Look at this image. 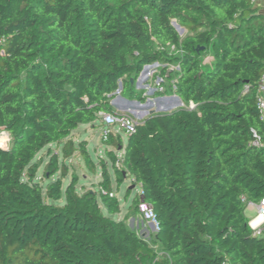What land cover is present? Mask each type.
<instances>
[{"label":"trees","instance_id":"obj_1","mask_svg":"<svg viewBox=\"0 0 264 264\" xmlns=\"http://www.w3.org/2000/svg\"><path fill=\"white\" fill-rule=\"evenodd\" d=\"M155 63L180 68L163 69L162 85L187 107L106 144L121 153L110 152L116 182L140 187L132 207L145 202L159 219L161 255L128 217H111L121 208L107 165L98 191H79L75 177L64 187L77 153L96 172L74 132L116 114L120 83L144 103L136 83ZM263 75L254 0H0V133L11 138L0 147V264H264V234L244 211L264 199ZM46 149L39 180L34 161Z\"/></svg>","mask_w":264,"mask_h":264},{"label":"rangeland","instance_id":"obj_2","mask_svg":"<svg viewBox=\"0 0 264 264\" xmlns=\"http://www.w3.org/2000/svg\"><path fill=\"white\" fill-rule=\"evenodd\" d=\"M257 7H262L264 9V2L258 1L256 3ZM174 26L176 27V22L174 21ZM177 29V28H176ZM181 38L183 39L188 35L187 31H184V33H180ZM171 53H176L174 49H170ZM156 64V63H155ZM154 65V64H153ZM160 68H152L150 70L151 74L155 71V74L152 76V81L153 85L155 87H152L153 89H157L155 84H157L160 79L157 81V77H162L161 73L162 70L167 68L168 66L165 64H159ZM215 66V60L213 54H210L206 58L203 59V64L202 68L205 71H211ZM178 66H170L168 67L170 71H178L177 70ZM137 87V86H136ZM142 93L149 92V90L144 91V90H139ZM123 84H119V91L117 94L116 98V105L123 106V105H128L130 102H133L134 107L138 106H145L147 107L148 104L147 101L146 103H143L140 101V99L132 100L128 99V97L123 95ZM145 98V95L142 96V99ZM179 98V97H178ZM156 100H159V102H152V104L149 106L150 109H148V113H151L153 111H156L157 114H165L166 110L169 108L174 110H177L181 107H187V104H181L178 102L176 98H170V99H165L161 100L159 98H156ZM181 101V100H180ZM168 113V112H167ZM121 114H126L125 112H122ZM130 115V114H128ZM133 116L135 119L136 117ZM102 127H100V123L97 122L95 125H82L76 130L73 134L72 139L75 141L77 145L80 143L84 142L86 143V150L89 152L90 157L93 159L94 166L96 169V172H94L90 165L86 163L84 158L81 156L80 153L75 154L74 157L70 158L67 160V165L69 166V173L68 177L64 180V187H67L68 184L71 182V180L75 177L77 179L78 185L77 189L79 191H82L83 188L86 189V191L92 190V191H98L99 187L98 185L102 182V176L100 174V170L102 168L101 165L105 164L107 165L109 172L111 174L112 178V188L111 192L115 194V196L118 198L120 201V208L121 211L118 214L112 215L111 217L115 220H123L124 218L128 217L127 219V225L129 226L130 229H136V231L139 233L141 236H145V238L149 241L150 245L156 249L157 251H160V248L158 245H155L153 242V239L156 235L154 232L153 228L146 222L143 221L141 216L135 211L133 205V200L134 198L140 193V187H136L132 190L131 187L133 186L131 183V180H126L123 184H118L115 179L114 172L112 170V161L110 157V152H112L114 155L120 157L121 153L119 149H114L111 145L106 144V142H103L102 140ZM114 136L117 138L122 137L123 141L126 143L128 136L123 133V132H117V129L114 130ZM10 134L6 132L0 133V147L1 148H8L10 144ZM50 150L53 152H58L61 153V149H57L56 145H52L50 147ZM49 153L48 150L42 151L38 156L36 157L34 164L38 168V179L40 180L43 176V172L45 170L46 165L49 162ZM59 173L58 175H60ZM55 179V178H53ZM46 184V182H43ZM129 195V196H128ZM63 204V202H62ZM104 207V206H103ZM104 211L105 207H104ZM246 215H250V209L246 207L244 209ZM251 216L254 218L257 216L256 214H251ZM161 255V251H160Z\"/></svg>","mask_w":264,"mask_h":264},{"label":"built area","instance_id":"obj_3","mask_svg":"<svg viewBox=\"0 0 264 264\" xmlns=\"http://www.w3.org/2000/svg\"><path fill=\"white\" fill-rule=\"evenodd\" d=\"M255 3L258 2V0H254ZM179 32V31H178ZM180 33V32H179ZM160 63H156L154 65H147L145 66L143 72L140 74L137 80V86L143 87L147 90H150L152 87H149V81H152V76L155 74V71L151 74L150 70L152 68H160L159 66ZM147 70V73L144 74ZM177 70L180 71V68L177 67ZM157 77L160 79V81L156 84V88L154 89L155 91H158L160 93H163L166 91L165 86L163 87L162 83L164 80L161 77ZM172 85L174 87V90L177 89L178 81L174 80L172 81ZM155 87V86H154ZM250 87L246 86L245 92H249ZM147 93V92H146ZM145 94V93H144ZM174 98L177 97V95L173 96ZM256 104L258 111L260 113L261 120L264 121V75L262 76L258 88H257V93H256ZM195 105L193 103L190 104V109H195ZM102 140L103 142H107L110 138L111 135L114 134V130L117 129V132H123L127 136H131L136 132L137 126L141 123V121H138L135 119L133 116L128 115V114H102ZM253 137L255 139V144L256 145H261V137L258 135V133L254 130H252ZM140 194H142L140 192ZM114 194H111V197H113ZM247 207L250 210H255L257 212V217L261 218L263 220V223L257 227H252V230L254 231V234L261 237L264 234V199H262L261 202L255 204V203H247ZM138 213L143 219L144 222L148 223L154 230L155 233L160 231V222L155 214L154 210L152 207L145 203V202H140L138 206Z\"/></svg>","mask_w":264,"mask_h":264},{"label":"crops","instance_id":"obj_4","mask_svg":"<svg viewBox=\"0 0 264 264\" xmlns=\"http://www.w3.org/2000/svg\"><path fill=\"white\" fill-rule=\"evenodd\" d=\"M258 1L264 2V0H258ZM149 87H154L153 81H149ZM137 88H139V90H144V91L146 90L145 88L139 87V86H137ZM139 92L142 93L141 91H139ZM164 93L165 92L160 93L158 91H155L153 88H151L149 90V92L144 94L145 98H146V101L144 103H146L149 100L147 102V104H148L147 107H145V106H143V107H141V106L131 107L129 105L130 103L128 105L119 106V105H116L114 103V101L112 102V105L114 106L116 114H121L122 112H125L126 114L134 115L138 121L142 122L146 118H148V117H150V116H152L154 114H157L156 111L148 113V109H150L149 106L152 104V102H156V103L159 102V100H156V98H159L161 100H165V99H170V98L173 99L174 98L173 96H175V94L174 95H168V94H164ZM141 102H143V101H141ZM172 110L173 109L169 108L168 110H166V113L167 112H171ZM256 213L257 212L255 210H250V215H246V213H245L246 217L250 219V226H252V227H257V226H259V225H261L263 223V220L261 218H259L257 216L253 218L251 216V214L253 215V214H256Z\"/></svg>","mask_w":264,"mask_h":264},{"label":"water","instance_id":"obj_5","mask_svg":"<svg viewBox=\"0 0 264 264\" xmlns=\"http://www.w3.org/2000/svg\"><path fill=\"white\" fill-rule=\"evenodd\" d=\"M176 28H177V30L182 34V33H184V29L183 28H181L177 23H176ZM147 73V70H146V72L144 73V74H146ZM176 99L178 100V102L179 103H181L182 104V102L180 101V98H178V96L176 97ZM114 103H116V100H114ZM131 107H134V104H133V102H130V104H129ZM135 188V186H132L131 187V190L132 189H134Z\"/></svg>","mask_w":264,"mask_h":264}]
</instances>
